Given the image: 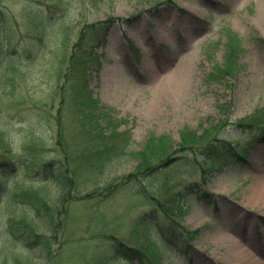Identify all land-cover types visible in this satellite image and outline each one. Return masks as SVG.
<instances>
[{
    "label": "rangeland",
    "instance_id": "rangeland-1",
    "mask_svg": "<svg viewBox=\"0 0 264 264\" xmlns=\"http://www.w3.org/2000/svg\"><path fill=\"white\" fill-rule=\"evenodd\" d=\"M164 1L0 0L6 14L0 26L17 30L23 47L44 34L53 40L65 26L61 48L52 49L33 78L6 73L17 78V87L13 95L5 89L2 103H20L6 114L16 128L32 119L47 130L34 148V171L52 158L71 180L70 187L62 178L48 185L55 223L50 232L39 230L48 242L28 251L22 236L17 261L0 264H242L217 238L233 234L238 223L251 232L238 234L242 241L264 242V209L246 200L264 175V137L246 127L264 108V0ZM38 10L52 23L48 33L38 32L28 17ZM93 23L107 28L106 44L95 50L81 79L67 80L66 60ZM228 32L243 40L244 52L238 70L218 80L214 70L223 63ZM187 130L211 133L209 140L231 144L235 155L221 171L203 176L210 163L176 153L138 182L127 179L135 167L130 158L100 171L91 164L95 146L114 159L126 144L137 152L154 135L176 149ZM13 146L20 154L31 143L16 135ZM10 149L0 142V156ZM25 180L21 185L42 194ZM19 216L18 208L0 210V220L22 233L14 222Z\"/></svg>",
    "mask_w": 264,
    "mask_h": 264
},
{
    "label": "trees",
    "instance_id": "trees-1",
    "mask_svg": "<svg viewBox=\"0 0 264 264\" xmlns=\"http://www.w3.org/2000/svg\"><path fill=\"white\" fill-rule=\"evenodd\" d=\"M171 0H165L168 2ZM34 16H28L34 24L38 32L48 33V28L52 24L47 14L43 10L36 11ZM0 16L4 18L5 12H0ZM6 18V17H5ZM65 26H61L57 32V36L53 40H48V34L42 35V39L32 46L25 45L24 47L18 43V32L13 30L10 32L9 26L3 24L0 26V36L9 32L10 36L5 39H0V142L2 145L9 146L11 149L7 156H0V210L10 209V207L18 208L20 216L14 222L21 228L22 233L18 230H13L12 225L5 224L0 220V261L8 259L17 261L22 236L26 237L28 246L24 250L38 249L44 246L48 241L44 234L39 231H48L54 228V213L52 207L46 201L51 196L48 191V185L51 180L61 179L66 187L71 186V180L65 172H61L59 164L55 159L47 158L40 164L35 171L33 169L34 162H38V155L34 148L42 141L41 138L47 132L32 123L31 120H26L27 125L16 128L14 122L7 120L6 114L10 116L14 107L20 106V103L6 106L2 103V98L6 95L5 89L10 87V94L13 95V90L17 87V78L8 77L7 72L28 73L29 78L35 76V72L39 65L44 64L51 56L50 53L54 49L61 48L65 38ZM228 42L224 53L223 63L214 70V78L225 80L232 76L238 70L237 60L244 52L243 40L233 32H228ZM107 28L103 23H93L86 26L80 32V39L74 45V49L69 55L67 61V70L62 74L65 79L76 80L84 76L88 66L96 60L93 58L95 50L103 47L106 44ZM264 44V39H260ZM57 47V48H56ZM77 48L82 51L79 53ZM86 48H91L88 51ZM53 49V50H52ZM10 121V122H7ZM29 121V123H28ZM43 121V120H42ZM40 122V121H39ZM248 126L250 129L256 130L258 135L264 137V108L256 115L248 118ZM244 126L243 124H240ZM45 129V130H44ZM16 135L23 137L24 143H31L29 148H26L19 154V148L13 146V138ZM259 136V137H260ZM211 133L197 134L190 131H184L181 137V142L178 148L170 147L166 137H157L151 135L145 146L140 151H131L127 144L122 147V150L116 153L112 159L111 154L101 145L93 148L91 164L95 170H103L115 159L130 158L135 162L134 173H131L127 179L129 181L138 182V179L146 177L154 173L158 166L168 163L174 154L186 153L194 156L198 155L203 158L205 163L209 164V171L203 167V176L213 171H221L229 162V158L235 154L231 144L222 140L212 139ZM258 138V137H257ZM130 136L126 141L129 145ZM126 147V148H125ZM237 153V152H235ZM32 168V170H31ZM27 171H32L34 174L28 175ZM28 181L31 185H37L43 190L41 195H34L28 187H24L19 182L20 179ZM21 181V182H22ZM47 241V242H46ZM121 250V249H120ZM118 249V251L120 252ZM134 254V253H132Z\"/></svg>",
    "mask_w": 264,
    "mask_h": 264
},
{
    "label": "bare ground",
    "instance_id": "bare-ground-1",
    "mask_svg": "<svg viewBox=\"0 0 264 264\" xmlns=\"http://www.w3.org/2000/svg\"><path fill=\"white\" fill-rule=\"evenodd\" d=\"M167 86L168 85H166V87ZM164 87L162 85L160 90L166 88ZM246 200L252 204H255L258 207H262L261 209H264V175H261V177L254 182L253 186L250 188ZM244 228L248 229L247 224L238 223L236 227L233 229L234 232L233 234L231 232L229 235L227 233L223 234L224 232L218 233L217 235L218 241L219 240H220L219 242L223 241L221 243H223L224 245L227 244V246L229 247L228 248L229 255L227 253L225 257L227 258L228 255L230 258H234L237 259L238 261H241L240 263L242 264H264V259H262L264 258V242L260 241L257 242V244L256 243L254 244V242L248 240V238L246 239L245 237H244V241H242L238 234L242 235L247 232V235L251 237V232L244 231L243 230ZM250 244L253 245V247L257 251H259V254H261L259 256L261 258H259L257 254H254L252 251H250L251 249L249 250L247 248Z\"/></svg>",
    "mask_w": 264,
    "mask_h": 264
}]
</instances>
